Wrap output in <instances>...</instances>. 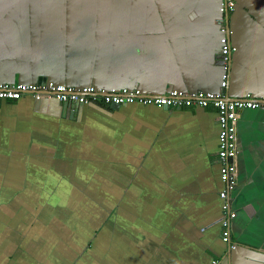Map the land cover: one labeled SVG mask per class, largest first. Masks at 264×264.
<instances>
[{"label":"crops","instance_id":"1","mask_svg":"<svg viewBox=\"0 0 264 264\" xmlns=\"http://www.w3.org/2000/svg\"><path fill=\"white\" fill-rule=\"evenodd\" d=\"M219 6L220 0H0V84L45 77L76 88L156 94L170 86L264 97V0H235L228 15L236 50L226 88ZM216 112L212 105L73 106L31 94L0 99V264H264V111L239 112L231 244L221 240L218 222ZM144 166L145 198L161 204L156 226L118 230V221L130 225L140 214L120 197L115 210L105 206L111 180L124 174L131 185ZM90 180L106 190L91 198L94 211L109 210L116 230L112 225L114 251L87 259L89 246L70 245L61 221L63 228L49 229L29 221L49 215L44 206L66 220L62 190H85ZM32 187L44 190L30 200L35 214L14 202ZM91 216L99 226L108 219Z\"/></svg>","mask_w":264,"mask_h":264},{"label":"built area","instance_id":"2","mask_svg":"<svg viewBox=\"0 0 264 264\" xmlns=\"http://www.w3.org/2000/svg\"><path fill=\"white\" fill-rule=\"evenodd\" d=\"M235 0H220V62L222 65L221 88H226L229 80V64L235 50L229 37V28L226 19L234 9ZM24 94L46 95L59 102L82 106L89 103L101 105H125L133 102L142 105H155L178 109L182 107L212 105L216 108L218 124L217 160L220 163L219 175L222 188L218 195L221 199V215L218 222L221 227V240L230 242L231 222L236 212L230 206L231 192L237 185V161L239 152L237 138V122L239 112L243 109H259L264 111V97L255 98L249 93L243 97L228 99L222 93L197 90L171 89L169 92L149 94L138 88L122 87L119 89L104 90L93 85L80 88L63 83L45 81L42 83H4L0 84V99L16 100ZM234 246V245H233ZM212 260L210 264H216Z\"/></svg>","mask_w":264,"mask_h":264},{"label":"rangeland","instance_id":"3","mask_svg":"<svg viewBox=\"0 0 264 264\" xmlns=\"http://www.w3.org/2000/svg\"><path fill=\"white\" fill-rule=\"evenodd\" d=\"M58 3H60L62 0H56ZM146 169V166L142 168V172H139L137 176L134 178L133 183L130 185V183H126L128 177L124 174L117 176L118 178H113L111 180L114 183H111L112 186L109 190L108 197L105 199V206L109 209L112 208V202L116 197H120L122 205L127 203L129 210H134V212H138L140 214V219L136 220L135 218L130 225L123 226L121 221H118V230H121L123 228L130 229L131 231H139L145 228L146 231H148L147 227H155L156 226V219H158L157 215L158 211L161 209V204L159 205L158 202H153L150 199H147L146 191L144 190L145 186L143 184L144 178L147 176V174L144 172ZM109 178H112L109 177ZM145 180H148V177L145 178ZM109 181V180H108ZM63 186L71 185L69 182L68 184ZM83 185L86 187L85 190H81L77 192L76 190H69L70 186H68L67 190H62L63 196L65 198L64 203H62V207L65 212H67L69 215L67 219L65 220H59L54 214H52L50 207L44 206L43 208H40L41 210L49 211V215L41 214L40 217H38V220H31L29 221L32 225V228L34 226H37L36 229H49V228H63V224L65 225L64 228L68 231V237L70 240V245L81 247L82 245H85L86 247L89 246L87 250V256H94L98 257L100 256L99 251H104L105 248L109 247L110 251H114L113 248L110 247V242L113 240L112 237V228L115 229L114 222L112 221L113 217H111V212L109 210H105L104 214H101L99 212L94 211V205L92 203L91 198H95V196L101 198L105 197L102 192H106V190H98L96 189V185L99 186L100 183L95 182L93 180L87 181L83 183ZM23 189L22 194L23 196H18L17 200L14 201L16 204L21 205V209L23 212H27L32 214L36 213V208L33 207V203L30 202V200H36L35 198L39 199L37 195L43 194L44 190L39 189ZM96 189V190H94ZM141 192V197H138V193ZM11 192L9 191L8 194ZM145 193V194H144ZM26 195V196H24ZM94 195V196H93ZM120 195V196H119ZM37 196V197H36ZM0 197L4 198L3 195ZM63 198V199H64ZM150 205L149 209H146L144 206ZM157 207L159 210L157 211ZM116 207H113L112 209L115 210ZM156 209V210H155ZM155 210V211H154ZM41 213V212H40ZM93 213L98 214L99 217H106L105 221H102L101 225H98L99 220L93 219L94 216ZM67 215V214H66ZM74 216V217H73ZM75 219L77 221H75ZM58 221H61L60 224ZM24 222V223H29ZM161 228V225L159 226V229ZM116 230V229H115ZM155 235L157 232L156 229H151ZM74 250L71 249V252ZM102 255V254H101ZM74 254H66L64 255V259L66 260L67 257L69 260L73 259ZM112 257V256H111ZM88 259V257H87Z\"/></svg>","mask_w":264,"mask_h":264},{"label":"water","instance_id":"4","mask_svg":"<svg viewBox=\"0 0 264 264\" xmlns=\"http://www.w3.org/2000/svg\"><path fill=\"white\" fill-rule=\"evenodd\" d=\"M226 23L228 24V28H229V17H227V19H226ZM229 31H230V29H229ZM230 34V33H229ZM229 37H230V35H229ZM233 45V44H232ZM234 46V45H233ZM234 48H235V50H236V47L234 46ZM235 50L233 51V53L235 52ZM231 57H232V55H231ZM230 63H231V60H230ZM229 67H230V64H229ZM229 70H230V68H229ZM45 81H53V80H46V78L45 77H39L38 79H37V82L36 83H42V82H45ZM53 82H55V81H53ZM9 83H13V82H9ZM18 83H20V82H18ZM55 83H59V82H55ZM2 84H4V83H2ZM69 86H71V85H69ZM94 86V85H93ZM73 87H75V86H73ZM81 86H79V87H77V88H80ZM96 88H99V89H104V90H110V89H112V88H114V89H119V88H115V87H111V88H102V87H98V86H95ZM128 88V87H127ZM136 88V87H135ZM171 89H173L172 87H170V86H168L167 87V89L165 90V92H169ZM191 92V91H190ZM164 93V92H163ZM247 93H249L251 96H253L252 94H251V92H246V93H244L242 96H240V97H243L244 95H246ZM156 94H160V93H156ZM253 97H255V96H253ZM226 98H228V99H231L230 97H226ZM255 98H262V97H255ZM113 108H118L119 107V105H111ZM163 108H168V107H166L165 105H163L162 106ZM230 244H231V242H230ZM230 244H228V247L230 248Z\"/></svg>","mask_w":264,"mask_h":264}]
</instances>
